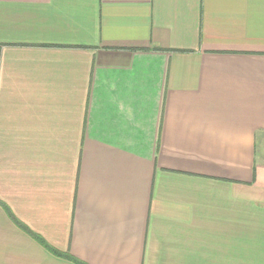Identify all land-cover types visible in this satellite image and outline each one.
<instances>
[{
    "label": "crops",
    "instance_id": "0c3cea01",
    "mask_svg": "<svg viewBox=\"0 0 264 264\" xmlns=\"http://www.w3.org/2000/svg\"><path fill=\"white\" fill-rule=\"evenodd\" d=\"M264 264V0H0V264Z\"/></svg>",
    "mask_w": 264,
    "mask_h": 264
},
{
    "label": "trees",
    "instance_id": "16d2710c",
    "mask_svg": "<svg viewBox=\"0 0 264 264\" xmlns=\"http://www.w3.org/2000/svg\"><path fill=\"white\" fill-rule=\"evenodd\" d=\"M50 249H51V251H52L53 253H55L56 255L63 256V257H67L68 259H70V260L76 262L77 264H85V263H82V262L78 261L77 259H75L74 257H72V256H70V255H66V254H63V253L57 251V250L54 249V248H50Z\"/></svg>",
    "mask_w": 264,
    "mask_h": 264
}]
</instances>
